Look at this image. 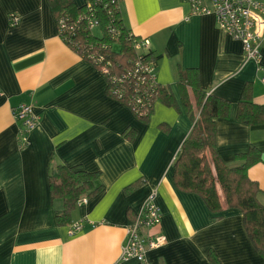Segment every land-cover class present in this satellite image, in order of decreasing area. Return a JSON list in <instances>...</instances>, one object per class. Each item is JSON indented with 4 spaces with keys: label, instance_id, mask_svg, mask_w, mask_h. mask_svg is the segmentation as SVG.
<instances>
[{
    "label": "crops",
    "instance_id": "crops-1",
    "mask_svg": "<svg viewBox=\"0 0 264 264\" xmlns=\"http://www.w3.org/2000/svg\"><path fill=\"white\" fill-rule=\"evenodd\" d=\"M70 2L78 10L86 0ZM117 7L124 30L148 38L157 83L173 97L172 104L157 100L147 121L113 99L98 68L61 41L48 0H0V264H137L120 260L121 249L153 190L161 222L150 233L165 245L147 252L150 264H211L210 256L216 264H264L240 211L211 213L173 182V162L193 126L178 82L195 70L207 95L230 104L229 116L215 120L219 159L233 168L249 148L261 154L247 176L264 206V124L236 119L247 84L253 103L264 106V36L256 63L213 15H191L182 0H120ZM20 105H32L39 118L23 148L12 114ZM63 164L99 172L101 190L58 227L63 203L51 200L48 177ZM75 224L81 230L70 234Z\"/></svg>",
    "mask_w": 264,
    "mask_h": 264
},
{
    "label": "trees",
    "instance_id": "trees-1",
    "mask_svg": "<svg viewBox=\"0 0 264 264\" xmlns=\"http://www.w3.org/2000/svg\"><path fill=\"white\" fill-rule=\"evenodd\" d=\"M48 1L56 17V23L65 15L72 20L78 18L85 13V5L91 2L86 0L85 5L76 10L70 0ZM107 2L108 0H102L94 5L102 35L92 36L84 32L81 25L77 41L83 49L90 45L93 51H101L114 64V67L121 69L128 66L130 61L136 58V54L133 50L132 38L122 27L118 4L115 7L109 4L104 9L102 5ZM110 10H113L112 17L109 15ZM111 22L117 30H120V34L113 39L107 30ZM99 44L107 45L110 49L100 50ZM115 46L119 48L115 49ZM79 53L81 56L83 52L79 51ZM81 57L88 60L85 56ZM250 86L247 84L242 91L237 105L236 119L247 126L264 124V106L253 103ZM178 90L182 107L193 126L173 162L175 187L181 192L198 195L211 213H220L223 208L240 211L247 237L255 251L264 260V206L257 200V195L260 193L258 185L247 176L248 169L261 161V154L251 147L247 153L236 157L242 162L239 166L227 167L215 152V120L226 119L229 116V102L207 95L200 86L195 70L187 71L180 77ZM157 100L166 104L173 103L170 91L160 87ZM147 117L137 118L143 120ZM99 177V172H86L79 167H68L64 164L50 169L48 182L51 200L61 199L63 203L62 210L54 214L58 227L70 224L71 213L79 202L90 199L101 190L98 184ZM210 261L211 264H216L211 256Z\"/></svg>",
    "mask_w": 264,
    "mask_h": 264
},
{
    "label": "built area",
    "instance_id": "built-area-1",
    "mask_svg": "<svg viewBox=\"0 0 264 264\" xmlns=\"http://www.w3.org/2000/svg\"><path fill=\"white\" fill-rule=\"evenodd\" d=\"M190 6L191 15H213L219 28L226 31L233 39L242 44L247 60L259 62L260 47L264 33V0H182ZM102 0H91L85 5L86 11L76 19L68 16L61 17L57 22V33L61 41L69 48L87 57L107 80L108 94L115 100L123 103L136 117H147L155 104L159 91L154 63L149 59L150 42L148 38H132L133 50L136 58L125 68L117 69L100 51H93L92 46L83 49L78 43L77 35L81 25L84 32L95 36L94 31L100 30L99 20L96 18L94 5ZM119 0H108L102 6L104 9L117 6ZM117 9V7H116ZM109 15L113 16V10ZM19 18L9 17L11 26L18 24ZM113 38L120 34L112 22L108 28ZM101 32V31H100ZM101 34V33H100ZM102 35V34H101ZM97 37V36H95ZM100 50L110 49L109 46L99 44ZM120 70V72H119ZM264 85V77L261 79ZM13 118L20 124V147L27 145L29 133L37 126L39 118L34 113L32 105H20L12 110ZM155 190L145 201L141 212L126 228V238L121 249L122 261L133 260L137 264H150L147 252L165 245V237L153 235L150 230L159 226L161 214L154 204ZM86 203L83 199L79 204ZM81 230V224H75L69 233ZM148 231V233L146 232ZM146 232V233H145Z\"/></svg>",
    "mask_w": 264,
    "mask_h": 264
},
{
    "label": "rangeland",
    "instance_id": "rangeland-1",
    "mask_svg": "<svg viewBox=\"0 0 264 264\" xmlns=\"http://www.w3.org/2000/svg\"><path fill=\"white\" fill-rule=\"evenodd\" d=\"M94 34L99 36V34H98L97 30H96V31H94ZM219 191H220V190H219Z\"/></svg>",
    "mask_w": 264,
    "mask_h": 264
}]
</instances>
